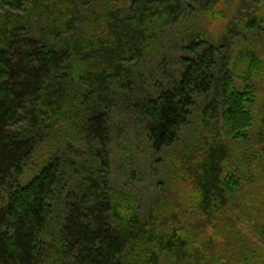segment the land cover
I'll return each instance as SVG.
<instances>
[{"label":"trees","instance_id":"trees-1","mask_svg":"<svg viewBox=\"0 0 264 264\" xmlns=\"http://www.w3.org/2000/svg\"><path fill=\"white\" fill-rule=\"evenodd\" d=\"M52 2L37 0L25 20L5 19L6 14L0 25V264H170L166 258L169 253L175 254L180 264H190L186 255L190 247L180 227L183 214L179 207L168 214H163L161 208L169 198L161 199L142 216L134 198L125 192H112L96 167L72 155H62L58 147H49L51 137L81 124L85 138L106 155L105 159L97 158L108 162L110 114L101 99L109 89L102 90V86L106 76L124 73L121 68L127 67L120 62L114 64L103 52L111 47L118 50L119 40L113 31L118 16L114 17V10L100 8L98 27L90 42L83 43V47L79 43L80 49L70 52L68 46L75 36L58 41L57 37L46 36L42 27H35L42 18L33 24L34 16L39 12L43 15ZM141 4L134 9L138 21L120 28L121 34L127 32L130 36L128 44L136 42L139 48L148 38V25L168 16L163 1L153 7ZM104 20H108V28L103 30ZM92 49L96 55L90 60ZM182 49L187 54L178 78L162 84L154 95L144 90L130 95V78L124 77L119 83L126 99L134 103L147 123L152 148L161 153L173 147L191 121L197 97L220 86L235 132L233 139H248L253 144L251 158L260 162L263 155L256 115L262 106L250 92L249 81L264 64L262 47L250 46L243 54L248 64L242 77L245 87L229 73L230 52L224 53L222 43L200 40ZM81 52L85 54L79 55ZM224 54L225 62L220 65ZM109 83L114 81L109 80L107 86ZM88 93L92 94V103H88ZM77 108L83 111L75 113ZM63 121L66 128L60 127ZM213 148L204 150L196 160V155L191 157L195 167L190 175L202 197L200 206H209L215 196L227 202V197L238 190L236 186L249 180L244 179L248 176L246 158L240 160L239 169L230 171L228 163L235 153L224 142L220 146L214 143ZM189 161L180 157L174 163L181 176ZM245 211L251 215L254 210L246 206ZM255 232L264 243V220L259 221ZM245 245L239 242V246ZM244 253L242 260L238 257L231 262L224 258L208 262L203 252L199 264L264 261L261 251Z\"/></svg>","mask_w":264,"mask_h":264},{"label":"rangeland","instance_id":"rangeland-1","mask_svg":"<svg viewBox=\"0 0 264 264\" xmlns=\"http://www.w3.org/2000/svg\"><path fill=\"white\" fill-rule=\"evenodd\" d=\"M36 1L0 0V25L6 14L5 19L25 20L26 15L36 7ZM162 1L165 2L168 16L155 19L148 25V38L145 42L142 41V48L134 41L133 44H128L127 39H130V36L127 32L121 34L120 28H123L121 25L131 27L138 21L135 7L142 5L141 2L146 3V7H153ZM50 2L51 7H47L43 15L39 12L31 20L35 25L34 22L42 18V23L35 27H42L44 34L51 39L57 37V40L61 41L75 36L76 39L68 46L70 52L80 49L79 43L83 47V43L90 42L94 28L98 27L100 8L114 10V17L118 16V25L113 26L114 34L119 40L116 44L118 50L111 47L103 52L107 54L105 58H109L114 64L118 65L120 62L121 66L127 67L122 66L124 73L110 78L106 76L107 82L110 80L114 83L110 82V86H107L106 82L102 86V90L109 89V93L101 99L102 105L110 114L107 122L110 137L108 162L103 163V160L98 159H105L106 155L102 154L100 147L95 148L89 138H85V128L81 124L64 130L62 135L54 139L51 137L49 147H58L62 155H72L79 158L80 162L85 161L92 168L96 167L97 172L106 178L112 192H125L134 198L135 207L142 216H146L161 199L169 198L161 208L163 214H168L175 212L176 207H179L183 214L180 227L190 247L189 253H186L190 264H199L204 259L203 252L208 262H214L216 259L222 261V258L231 262L233 258L238 257L242 260L245 250L255 249L264 253V243L255 232L259 221L264 220V64L259 67V73L249 81L250 92L260 101L258 106H262L259 112L257 109L256 115L259 118L258 137L263 155L260 162L251 158L253 144L248 139H233L235 132H232V122L227 117L228 104L223 97L222 87L197 97L191 121L182 130L178 142L158 153L149 141L147 123L137 113L134 103L126 99L123 88L119 85L124 77L130 78L131 82L128 84L132 86L127 88L130 95L135 90L137 93L143 90L153 92L154 95L162 84H171L178 78L182 70L183 56L187 54L182 48L200 40H208L212 43H222L224 53L230 52L229 73L237 84L245 87L242 77L248 64L243 54L250 46L255 45L256 48L262 47L261 53L264 57V0ZM107 28L108 20H104L101 29ZM83 54L85 53H79L81 56ZM87 55L88 53L86 57ZM95 55L96 51L92 49L88 58L93 60ZM224 62L225 54L221 57L220 65ZM91 97L92 94L88 93V103H92ZM82 111L75 109V113ZM59 124L60 127L66 128L64 121ZM221 142L235 153V157L229 160L231 164L228 163L230 171L239 169L242 158L248 160V176L244 179L249 177V180L241 181L242 183L236 186V193L227 197V202H224L222 196H215L209 206H200L202 202L200 203L199 199L202 197L199 196L200 193L190 175L195 167L191 157L196 155V160L204 150L214 151V143L220 146ZM241 142H244V145H240ZM180 157L183 160L190 159L183 168L184 177L174 165ZM246 206L253 208L251 215L245 211ZM240 241L246 245L239 246ZM262 253L260 254L264 257ZM166 258L170 264H180L175 254L169 253ZM261 264H264V261Z\"/></svg>","mask_w":264,"mask_h":264}]
</instances>
